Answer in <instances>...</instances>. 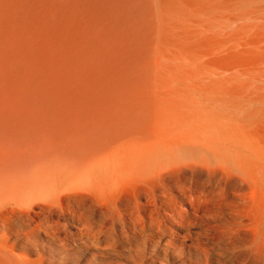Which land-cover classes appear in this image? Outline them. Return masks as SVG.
<instances>
[{"label":"bare ground","instance_id":"6f19581e","mask_svg":"<svg viewBox=\"0 0 264 264\" xmlns=\"http://www.w3.org/2000/svg\"><path fill=\"white\" fill-rule=\"evenodd\" d=\"M212 163L264 179V0H0V264L70 246L67 197Z\"/></svg>","mask_w":264,"mask_h":264},{"label":"rangeland","instance_id":"374dc122","mask_svg":"<svg viewBox=\"0 0 264 264\" xmlns=\"http://www.w3.org/2000/svg\"><path fill=\"white\" fill-rule=\"evenodd\" d=\"M124 182L106 204L78 193L51 209L70 246L21 237L16 251L30 264H264V179L212 163L181 167L171 191L156 197L150 185ZM24 214L31 225L48 215ZM87 229H95L90 239L75 236Z\"/></svg>","mask_w":264,"mask_h":264}]
</instances>
